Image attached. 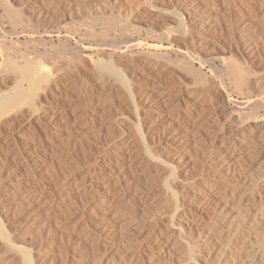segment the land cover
Segmentation results:
<instances>
[{
  "label": "bare ground",
  "instance_id": "1",
  "mask_svg": "<svg viewBox=\"0 0 264 264\" xmlns=\"http://www.w3.org/2000/svg\"><path fill=\"white\" fill-rule=\"evenodd\" d=\"M85 1L87 0H50L51 4L49 6H51V8H53L55 11L57 9V13L61 12V11H58V9L61 10L62 7H64V9H62V12H61L62 15L59 14L61 16H64L63 17V19H65L64 23L66 22L65 24L63 23L64 24L63 29H65V32H66L64 37L71 38V36L73 35H70L69 33L73 32L76 35L86 36L90 40V42L89 44L87 43L80 44V43H77L78 40H76L75 41L76 44L74 46L70 45L71 48L73 49L72 53L74 55L72 54L65 58L61 57L62 59H60V57L56 55L55 53H52V54L50 53L51 56L49 57H52V55H53L52 59L53 58L57 59L59 57L57 60L58 64L53 63V65H56V68L59 66V63H62L64 65H73L75 60L81 61L79 59H83V62L88 61V64L86 67H88V65L89 67L91 66L92 69L91 68H88V69L90 70V72H93L92 75H94L95 77L94 79H96L97 83L100 86L105 88L108 92H111L112 95L106 96L107 93L105 96L103 94L96 95L92 97L91 99H89L90 100L89 103L87 102V104L85 105L82 104L83 105L82 106L80 103L77 102L78 100L76 101L75 99L74 91L76 90L77 83L74 81L76 83L75 84L73 80H68L69 78L64 79L63 77H61L62 75L58 74L60 68L56 70L54 67V71H50V69L48 70L46 68V65L48 64H45L44 62H42V60L44 59V56H47L45 55L46 53L43 50L37 52L34 56L33 55L30 56V54H27V53H22L21 51V54L19 56L15 55L16 58H14L15 56L14 57L10 56L11 53L10 54L7 53V49L9 48V46L4 40V38L2 40L1 39L2 37H1L0 38V158L4 159V161L7 160L13 163L14 161H17V158H19L22 155H25L24 157L29 159V160H26L28 162L30 161L32 162L33 160H36L34 153L40 150L42 146H44L43 142L45 140L50 139L48 141H52V139H54L55 141V138H58L59 135L65 136L64 133L68 131L71 132L72 130L73 131L81 130L82 127L85 126V124L89 123L88 121L92 120L91 118H96L98 113H100V115L106 114L104 112L106 108H110L109 104H110V101L112 100L111 99L108 103V100H109L108 98H114L113 94H115L116 104L113 102L112 103H113V107L114 105H116L115 109L119 112H117L116 110H115L116 112L113 111L114 113L112 115L110 114L108 118L104 117L103 119H101L98 125L100 128H103L104 130L105 128L111 129L114 127L119 129V135L117 137L118 141H116L117 142L116 144L113 142V144L117 146L116 148L117 150L116 151L114 150V152H110L111 154L107 156L108 158L105 160V163L101 166L99 172L98 173L96 172L97 174H93L94 172L89 173L90 171H87L88 175L87 176L85 175L84 177L85 180H83L82 184L77 186L78 191L85 192L86 190H88L90 193L89 199L93 202L92 209H91V212H92L91 213L92 214L91 225L92 226L91 225L89 226L88 221H87L85 225H88L89 228L86 231L89 233V235L90 233L93 234L94 241L98 243V244L96 243L97 245H101V244L105 245V252L103 253L101 251L102 252L101 253L99 249H97L98 251L97 250L96 251L98 253L94 254L93 252L92 254L94 255L91 254L89 258V255L84 253L85 250L84 252L82 250L81 252L80 251L78 252L77 249H76L77 251L67 250L65 252L63 251L64 253L61 254V257L59 258L54 257L50 259V256L48 257L49 254H46V252L43 251L44 249H41L40 247L37 248L38 246L37 247L35 246V244L37 243H34V246L30 244V242H28L29 239L28 240L25 239V236L24 238L17 237L19 240L17 238L12 239L9 233L7 232L8 230H6V228L8 227L4 226V222H3L4 220L2 221V219H0V244L3 246V250L0 251V264H59V263L61 264H264V163H262V166H260L261 165L260 164L259 168L255 169L254 171L251 170L250 167L244 165V161L246 160L245 156L238 154L236 152V147H235L236 145L237 146L239 145V144H236V141L238 137H241L240 136L241 134L242 135L245 134V132H247L249 129L251 130V128L253 127L259 130L260 128L264 127V113L262 114L258 112V109H263L264 111V68L261 73L255 72L253 68H251V65H249V63L246 64L245 62H241L240 61L241 58L239 59V57L234 56L232 52H230L232 53V56L231 54H228L227 56L226 55L227 53L224 54V52L221 54V57L219 56L220 59L222 60L223 67H225L226 69L225 75L227 74V76L230 77V79L233 82V86L235 85L234 86L235 89H237L239 91V94L242 96V98H244L242 101L237 102L238 103L237 107L233 104L234 99L227 85L225 84L226 81L224 83L222 82L224 81L222 79L219 82L218 81L219 79L217 80L214 78H210L211 77L210 75L212 74H210L209 75L210 77L209 78L207 77L206 79L201 68L195 67L194 65L195 62H194V57H193V55L195 54H192L190 50H184L182 48L178 49V52L182 54L181 63H183V65H180L181 67L179 70L186 72L187 75L189 73L193 74V76L196 79L194 82L191 83L193 85H189L188 87L186 84L187 88H184L182 86H181L182 88L180 87L181 85L180 83H183V81L185 80L184 78L185 76H183L184 80L182 81V78L180 77L181 75L177 77V79L180 77L179 80L182 81V82H179L180 89L178 91H175L173 90V88H170L172 87V85L177 84L178 80H176L177 83L175 84L174 82L173 84L171 83L172 85L169 87L165 85L166 83H164L165 87L164 86L157 87V86H151L156 81L152 83L151 85H149L150 83L148 84L147 82L148 79H146L147 81L143 79L145 82L144 81L139 82L138 81L139 75L137 76L138 79L136 81L132 78L133 77L132 75L134 73L136 74L137 72L136 69L139 68L138 67L139 64H136V63H141L140 58L151 59V62H153L154 65H157L163 60L167 63L169 62L168 59L172 61V59L169 58L170 56L165 55L166 51L163 52L164 54H162V52L160 54V52L158 51V49H161V50L163 48L169 49V47H163V45H159V44H150L146 42V40H143V39H140L134 36L135 31L136 32L141 31L139 28L140 27L142 28L143 24H146L148 27L150 26L148 25L147 18L150 19V17H153V16L155 18L156 16L158 18V21L160 20L161 22L160 21L159 22L162 25L164 24V26L165 25L168 26L167 23H169L170 21L175 22L174 24H176V28L178 27V29L175 30L174 28L171 27L172 30L174 29L176 31L174 33H183L182 34L183 36H184V33H187V31L190 28V27L188 28L189 26L188 23L190 21L191 22L195 21L196 24L199 26H205L207 23H210L214 19L216 20L218 15H220L219 12H221L222 10H223L222 14L230 13L233 11H235V13L236 11L243 12V13L239 12L240 14H243L242 16L237 15L239 16L238 17L239 22L241 23L243 22V24H244V20L247 18L251 20L253 19L254 21L259 19V21L263 22L262 24H264V0H176V1L173 0L174 3H176V5L178 4V6L175 5L174 7L175 9H171L172 7L170 8V6L167 7L168 5H170V4L167 5V2L171 0H95V1L93 0L94 3L93 2L91 3L88 0L89 1L87 2L88 5L85 4V6L87 5L89 7L88 8L86 6L87 11L85 10V8H82V6H84L83 3H85ZM173 1H172V4H173ZM0 3L1 5L2 4L4 5L5 13L8 16L7 18L10 19L11 24H14L17 26V24L19 25L20 23H22L25 26V24L28 23L27 20H26L27 23H25L26 21L23 22L25 20L23 17H25L26 15L24 16L23 12L21 13V10H19L17 7L15 8L12 5H10L11 3L9 2V0H0ZM165 3L167 6L165 5ZM80 4H83V5L81 6ZM78 7H80V9H84L85 12L79 11ZM133 9H135V11L137 10L138 15L136 14L132 15ZM54 10L53 12H55ZM35 14H33V16ZM39 14H37L38 15L37 17H39ZM194 15L195 17H192ZM59 19L57 20L59 21ZM249 19H248V22L250 21ZM136 21L137 22L139 21L138 24ZM125 22H128V23L131 22L132 30L131 29L129 30L133 32L132 33L130 31L131 33H129V35L125 33L127 36H129V41H128L129 45L125 47L137 46V47L142 48L146 46L145 50L141 51L143 49L142 48L140 50L141 52L138 51L139 53L136 52V54L135 53L130 54L129 52L126 51V49H124V45L121 44L123 42L121 41V37L122 36L124 37V31L127 32V29H126L127 24L125 25ZM172 22H170L171 25H173ZM225 22L228 23L227 21ZM252 24L254 23L252 22ZM212 25L214 24H211V26ZM60 28L61 26L58 27V29ZM12 30H13V27H12ZM172 30L170 29L167 31L166 29V31L161 32V34L164 36L167 35L168 38H170L171 36L174 37L173 32H171ZM13 32L15 34V29ZM4 33L5 31L3 32V34ZM17 33H19V31ZM14 34H11V36ZM57 35L61 36L58 33ZM28 37L33 38L34 36L30 34L28 35ZM156 37L157 38L159 37L158 34L156 35ZM158 39L162 41V39L160 38ZM36 40L37 39H35L33 42H35ZM18 41L19 40L12 41V43L17 42V46H18ZM198 42L200 43V41ZM35 43L33 44V46L36 45ZM59 43L62 44V48L63 46L69 47V45L66 42L63 43L60 41ZM220 43L221 42H219V44ZM24 46H26V44ZM52 46L55 47L58 45L52 42L51 47ZM183 46H187V45H183ZM249 46H252V44L251 45L249 44ZM109 47L113 48V52L107 53V48ZM225 48L226 47H224V49ZM59 49L57 48L56 53L58 52ZM35 50L36 49H34V51ZM157 51L159 53H157ZM214 51H215V48H214ZM60 53L62 54L63 52H60ZM54 54H55V57H54ZM126 55H129L130 57L126 58L127 57ZM56 56L58 57L56 58ZM124 57L127 59V61L128 60H131V61L129 63L124 62ZM161 57H164V58L162 59ZM208 57H210V55ZM244 58H245V55H244ZM49 59L50 61H52L51 58ZM17 60L21 61V63L20 62L16 63ZM243 60L245 61V59ZM179 62L180 61H178L177 63L176 61L175 63L176 66L172 64L173 61L172 63L171 62L169 63L174 65V67L178 66L179 68V65H178L180 64ZM62 64H61V67H64V65ZM81 64L82 62L80 63V65ZM71 67L73 66H70V69ZM152 71L153 70H151V72ZM84 74L82 73V75ZM188 76L190 77V75ZM139 77H141L140 79L141 81H142V78H144L141 75ZM185 83H186V80H185ZM160 84L157 83V85H160ZM177 87H178V84H177ZM90 88H91V85H90ZM41 94H45L48 100L44 102L43 101L41 102V100L39 101ZM108 95H110V93ZM126 99L130 100L132 107L135 109V112H137L138 114V119L136 121L134 120L135 122H133L136 127V129L134 128L133 129L137 131V137L133 136L135 134L130 135L129 133H127V131L124 130L125 125L123 126V123H124L125 115L122 109L124 108V102H126ZM129 100H128V103H129ZM151 101L153 103L155 102V104H153V106L154 105L155 106L153 107L152 111L147 114V117L142 118L139 115L140 107L143 106L144 103L145 104L148 103L149 105ZM150 105L149 107H152ZM246 108H248V110L250 108L252 110L251 113H248V111L245 110ZM108 110L110 111V109ZM12 113H13V116H11ZM7 115H10L12 118L4 122L5 119L4 121L2 119ZM100 117L98 118L100 119ZM35 118L39 120L38 122L39 125H36L37 122H35L36 121ZM34 119H35L34 121L35 123L33 124ZM210 120L211 122L217 123L216 125H219V127L216 128L217 131L215 130L216 132L214 133L213 137H216L215 134L219 137L223 135L221 136L222 140L220 139L221 141L217 145V147L215 146L217 142L215 144L213 143L214 145L213 147L210 146L211 148L208 151V153L205 156L203 154L202 157L204 158L199 160L198 163H196L193 160H191V158L195 156L191 157L190 155L191 157L190 158L187 155L186 151L188 150L186 149H188L187 146L192 141V139H193V143H195L194 140L197 139L196 138L197 136L198 138H201V139L205 138V136L202 134H205L204 132L205 126L207 127L206 133L209 131L208 128L210 127L207 126L206 124L208 123H209L208 125L212 124ZM100 128H99V132H100ZM212 128L213 127H211L210 129ZM201 135L202 137L204 136V138H202ZM208 137L210 136L208 135ZM135 138H137L138 140L137 145L135 143V140H136ZM244 139H247V137H244ZM225 140L230 145L224 146L223 143H226ZM62 141L63 140H61V142ZM106 141H109V140L107 139ZM201 141L202 140H200L199 142ZM103 142L105 143V141ZM65 143L67 144V142ZM238 143H240V141ZM197 144L200 145V143L198 142ZM109 146H111L110 143H109ZM248 146H249V143H248ZM257 148L259 149V147ZM263 148L264 147H261V149ZM193 149H194L193 151L197 150V148L196 149L193 148ZM50 150L52 149L50 148ZM66 151H67V148H66ZM91 151L92 150H90V152ZM216 151L218 153H216ZM94 153H97V152L95 151ZM99 153H101V151ZM255 157H257L256 154H255ZM197 159L195 160L198 161ZM261 160L263 161V159ZM41 166L43 165H40L38 167H41ZM195 167L198 168V172H197V169L196 171L194 170L195 172H197L196 175L191 174V172L192 173L194 172L191 169H194ZM3 177L5 178V175L2 176V178ZM12 179L14 180V177H12ZM19 181H21V179ZM89 185H93V186L89 188ZM148 186L151 187L150 188L151 190L154 189V191H151L154 193L153 197H155L156 195L159 197V199L157 198L158 199L157 201H154V202L147 201L149 204L146 202L147 199L145 198V197H148V195L144 196L146 189L147 188L149 189ZM146 194L148 193L146 192ZM6 195L7 193L5 194V197ZM51 197L52 196H50V202L48 203H51ZM68 197L70 198V196ZM79 198H80V195H79ZM48 199L49 198H47V201H49ZM81 199L83 200V197ZM151 200H153V198ZM47 201L41 202V203L45 205ZM42 204H40V206ZM52 204L49 206L53 207ZM5 205L6 207H9V208L11 206V205L7 206V204ZM101 208L104 209L103 211L104 214L103 212H101L103 214L102 216L100 215ZM22 209L24 210V207ZM32 209L31 211L33 212ZM17 212L19 213L18 208H17ZM17 212H15V214ZM5 214H2V215H5ZM11 214H14V213H11ZM207 214H210V215H207ZM44 215L45 214H43L41 219L44 217ZM29 216H30V213H29ZM27 217H28V214H27ZM12 218H14V216H12ZM26 220L28 221V219ZM33 220L34 218L32 219V221ZM62 221H65V220H62ZM45 222L43 221V224ZM118 222H120V224L124 223V230H127L128 225H130L131 227L129 228L130 233L132 232L131 233L132 235L130 234L131 237L127 238L128 237L127 234H125L127 237L124 236L123 232L121 231V227L123 226L120 227L119 231L116 229L115 225ZM85 225L82 228L80 227L81 228L80 233H82V231H85V228L87 227ZM39 228L41 227L39 226ZM56 228H55V231L59 230V229L56 230ZM71 228H73V226ZM12 230L14 231V229ZM47 230L49 229H46V231ZM38 233H41V232H38ZM49 233H51V231ZM10 234H11V231H10ZM53 234L55 233L53 232ZM63 234L65 235V233H62V235ZM66 235L69 236L67 233ZM41 238L40 240H42ZM63 240L65 239L63 238ZM80 241H82L81 238H79V242L77 239V242L82 245ZM90 244H91L90 246H92L94 243L93 244L90 243ZM58 247L60 249V246ZM73 247H75V244ZM51 257L53 256L51 255Z\"/></svg>",
  "mask_w": 264,
  "mask_h": 264
},
{
  "label": "rangeland",
  "instance_id": "2",
  "mask_svg": "<svg viewBox=\"0 0 264 264\" xmlns=\"http://www.w3.org/2000/svg\"><path fill=\"white\" fill-rule=\"evenodd\" d=\"M91 3L93 2V0L91 1V0H89ZM88 0L87 1H85V3H83L84 4V6H82L83 4H80L81 6H82V8H85V10L87 11V8H86V6L88 5L87 4V2H89ZM95 1V0H94ZM172 1L173 0H171V1H168L167 2V5L168 4H170V5H166V3H165V5L167 6V7H169L170 6V8L171 9H175L174 7H175V5H176V3H174V1H176V0H174L173 1V4H172ZM9 2L11 3L10 5H12L13 7H17L19 10H21V13L23 12V15L25 16V17H23L25 20L23 21V22H25L26 20L28 21V23H27V21L25 22V23H27V24H25V26H24V24H22V23H20V24H22V25H18L17 24V26L16 25H14V24H11V21H10V19L9 18H7L8 16H7V14L5 13V7H4V5L2 4L1 5V3H0V20H2V21H0V26H2V27H0V38L3 40V38H4V40L6 41V43L8 44V46H9V48L7 49V53H11V57H14L15 55L16 56H19L20 54H21V51H22V53H27V54H30V56H34L37 52H39V51H44L46 54L45 55H47V56H44V59L42 60V62H44L45 64H48V65H46V68L49 70L50 69V71H54V67H55V69L56 70H58V68H60L59 69V72H58V74L59 75H62L61 77H63L64 79H66V78H69L68 80H73V82L76 84V90L74 91L75 92V99H76V101L78 102V103H80L81 105L82 104H87V102L89 103L90 102V100L89 99H91L92 97H94V96H96V95H106V93H107V95L106 96H111L112 94H111V92H108L105 88H103L102 86H100L98 83H97V81H96V79H94L95 77H94V75H92V73L93 72H90V70L88 69V68H91V66L89 67V65H88V67H86L87 66V64H88V61H84L83 62V59H79V60H81V61H78V63H77V61L75 60V62H74V64L73 65H64V64H62V63H59V66L56 68V65H53V63L54 64H58L57 63V60H58V58L60 57V59H62L61 57H67V56H70V55H72L73 53V49L71 48V46L70 45H72V46H74L75 44H76V40H78L77 41V43H80V44H82V43H87V44H89V42H90V40L86 37V36H80V35H76V34H74L73 32H71V33H69L70 35H73V36H71V38L70 37H64V35L66 34V32H65V29H63V25L66 23H64V21H65V19H63V17L64 16H61L62 15V9H64V7H62V9L60 10V9H58V11H61V12H58L57 13V9H56V11L53 9V8H51V6H49L51 3H50V0H9ZM169 2H171V3H169ZM49 3V4H48ZM90 3V4H91ZM94 3V2H93ZM18 4H20V5H18ZM85 4H87L86 6H85ZM79 5V6H80ZM18 6H20V7H18ZM38 6V7H37ZM90 6V5H89ZM176 6H178V4L176 5ZM47 7V8H46ZM50 7V8H49ZM88 7V6H87ZM4 8V9H3ZM39 8V9H38ZM54 8H56V7H54ZM89 8V7H88ZM169 8V9H170ZM44 9V10H43ZM55 11V12H53V10ZM38 10V11H37ZM41 10V11H40ZM46 10V11H45ZM47 10H48V12H47ZM78 10L79 11H81V12H85V10L84 9H80V7H78ZM82 10H84V11H82ZM35 11V12H34ZM33 12V13H32ZM53 12V13H52ZM222 12H223V10L221 11V12H219V14L220 15H218V17L216 18V20L214 19L213 21H211L210 23H207L205 26H199V25H197L196 24V22L195 21H190L188 24H189V26H188V28H189V30L187 31V33H184V36L182 35L183 33H174V32H176L175 30H177L178 29V27L176 28V24H174L175 22H172V21H170V22H172L173 23V25H171V23L169 22V23H167V25L170 27H168V26H164V24L162 25L159 21H158V18L155 16V18H154V16L153 17H150V19L149 18H147L148 20V25H150V26H152V27H148L146 24H143L142 25V28L140 27L139 29L141 30V31H135L134 32V36L135 37H137V38H140V39H143V40H146V42H148V43H150V44H159V45H163V47H169V49H158V51L160 52V54H161V52H162V54H164L163 52H165V55L166 56H170L169 58H171L172 59V61H173V63H172V61H170V59H168L169 60V62H171L172 64H174L175 65V63H176V61H177V63H178V61H180L179 63L180 64H178L179 65V68H178V66L177 67H174V65H172L171 63H167V62H165L164 60V62L163 61H159L160 63H158L157 65H154V63L153 62H151V59H147V58H140V61H141V63H136V64H139L138 65V67L140 68H138V69H136L137 70V72H136V74L134 73H131V74H133L132 76V78L136 81L138 78V81L139 82H143L144 80H146V79H148V84L149 85H151L152 83H154L155 81V83L154 84H152L151 86H160V87H165V85H167L168 87L169 86H171L172 84H173V82H174V84L175 83H177V81L176 80H178V87H177V84H175V85H172V87H170V88H173V90H175V91H178L180 88H179V82H182L184 79H183V76H185L184 78H185V80H186V83H185V80L183 81V83H184V85H183V83H180L181 85H180V87L182 86V87H184V88H187V86L189 87V85H193V84H191L192 82H194L196 79H195V77L193 76V74H188V75H190V77H191V75H192V77L190 78L188 75H187V73L186 72H184V71H181V70H179L180 69V65H183V63H181L182 61H181V57H182V54L181 53H179L178 52V49L180 48H182V49H184V50H190V52H192V54H195V55H193V57H194V65H195V67L196 68H201V70H202V72H203V74H204V76H205V78L207 79V77L209 78L210 76V78H214V79H219L218 81L220 82L221 81V79L222 80H224V81H222V82H224L225 83V81H226V85H227V87H228V89H229V91H230V93H231V95H232V97H233V99L235 100H233V104L237 107L238 106V101H242L244 98H242V96L239 94V91L237 90V89H235V85L233 86V82H232V80L230 79V77H228L227 76V74L225 75V67H223V63H222V60L220 59V57H221V54L224 52V54L225 53H227L226 55L228 56V54H231V56H232V53H233V55L234 56H237V57H239V59L241 58V62H245L246 64H248L249 63V65H251V68H253V70L255 71V72H259V73H261L262 71H263V68H264V60H263V58H264V24H262L263 22H260L259 21V19H257L258 20V22H257V20H251V19H249V18H247V19H245L244 20V24H243V22L241 23V22H239V16L241 15H243V14H240V13H243V12H238V11H236V13H235V11H233V12H230V13H223L222 14ZM225 12V11H224ZM2 13V14H1ZM29 13V14H28ZM31 13V14H30ZM36 13V14H35ZM40 13V14H39ZM42 13V14H41ZM234 13V14H233ZM33 14H35L34 16H33ZM37 14H39V17H37L38 15ZM50 14H51V16H50ZM54 16H53V15ZM58 14V15H57ZM59 14H61V15H59ZM138 15L137 14V10L135 11V9H133V13H132V15ZM225 14V15H224ZM251 14V13H250ZM207 15H208V13H207ZM237 15H239V16H237ZM1 16H3V17H1ZM30 16V17H29ZM34 18H32V17ZM42 16V17H41ZM62 18H61V17ZM231 16V17H230ZM236 16V17H235ZM27 17V18H26ZM192 17H195V15L194 16H192ZM221 17V18H220ZM230 17V18H229ZM2 18V19H1ZM36 18V19H35ZM38 18V19H37ZM43 20H42V19ZM59 18H61V19H59ZM230 19V21H229V19ZM234 18V19H233ZM40 19V20H39ZM54 19H55V21H54ZM57 19H59V21L57 20ZM194 19V18H193ZM220 19V20H219ZM225 19V20H224ZM248 19L251 21H249L248 22ZM30 20V21H29ZM32 20V21H31ZM33 20H34V22H33ZM38 20H39V22H38ZM61 20V21H60ZM219 20V21H218ZM232 20V21H231ZM8 21V22H7ZM41 21V22H40ZM44 21H46V22H44ZM57 21V22H56ZM63 21V22H62ZM67 21V20H66ZM225 21H227L228 23H226ZM238 21V22H237ZM3 22V23H2ZM10 22V23H9ZM49 22V23H48ZM54 22H55V24H54ZM137 22V21H136ZM139 22V21H138ZM138 22H137V24H138ZM252 22L254 23V24H252ZM30 23H32V24H30ZM37 23V24H36ZM41 25H40V24ZM62 25H61V24ZM64 23V24H63ZM231 23H233V24H231ZM259 24V25H257V24ZM2 24V25H1ZM59 24V25H58ZM127 24V25H126ZM195 24V25H194ZM211 24H214V25H212L211 26ZM246 24V25H245ZM251 24V25H250ZM13 25V26H12ZM26 25H28L29 26V28H28V26H26ZM33 27H32V26ZM34 25H36V26H34ZM125 25L127 26V32H125L124 31V37L122 36L121 37V41H123L121 44H123L124 45V49H126V51L127 52H129L130 54L132 53V54H136V52L137 53H139V52H141V51H143V50H145V47L146 46H144V47H137V46H130V47H125V46H128L129 45V36H127L125 33H127L128 35H129V33H131L132 31V27H131V22H125ZM171 25V26H170ZM227 25V26H226ZM229 25V26H228ZM242 25V26H241ZM253 25V26H252ZM23 26V27H22ZM44 26V27H43ZM48 26V27H47ZM57 26V27H56ZM59 26H61V28L60 29H58V27ZM132 26H133V24H132ZM192 26V27H191ZM195 26V27H194ZM232 26V27H231ZM255 26V27H254ZM12 27H13V30H12ZM15 27V28H14ZM25 27V28H24ZM27 27V28H26ZM144 27V28H143ZM146 27H148V28H146ZM159 27V28H158ZM174 28L173 30H172V28ZM199 27V28H198ZM204 27V28H203ZM208 27V28H207ZM214 27V28H213ZM251 27V28H250ZM261 27V28H260ZM2 28V29H1ZM21 28V29H20ZM31 28V29H30ZM33 28V29H32ZM56 28V29H55ZM149 28H150V30H149ZM192 28V29H191ZM207 28V29H206ZM219 28V29H218ZM230 28V29H229ZM237 28V29H236ZM240 28V29H239ZM257 28V29H256ZM4 29V30H3ZM7 29V30H6ZM14 29H15V34H14ZM36 29V30H35ZM129 29H131V30H129ZM138 29V30H139ZM147 29V30H146ZM166 29H167V31L168 30H172L171 32H173V36L174 37H170L171 38V40H170V38H168V36L167 35H162L161 34V32H163V31H166ZM223 29H225V30H223ZM2 30H3V32L5 31V33L3 34V32H2ZM38 30V31H37ZM153 30V31H152ZM157 30V31H156ZM162 30V31H161ZM192 30V31H191ZM198 30V31H197ZM244 30H246V31H244ZM258 30H260V31H258ZM262 30V31H261ZM12 31V32H11ZM19 31V33L21 34H19V33H17ZM57 31H59V32H57ZM129 31V32H128ZM131 31V32H130ZM227 31V32H226ZM233 31V32H232ZM242 31H243V33H242ZM257 31V32H256ZM8 32V33H7ZM27 32V33H26ZM35 32V33H34ZM146 32V33H145ZM152 32H153V34H152ZM178 32V31H177ZM206 32V33H205ZM263 32V33H262ZM10 33V34H9ZM38 33V34H37ZM57 33L58 34H60L61 36H59V35H57ZM64 33V34H63ZM133 33V32H132ZM211 33V34H210ZM217 33V34H216ZM225 33V34H224ZM228 33V34H227ZM244 33H248L247 34V36H246V34H244ZM11 34H14V35H12L11 36ZM20 36H19V35ZM33 35L34 37L33 38H29L28 37V35ZM158 34V38H160V39H162V41L161 40H159L157 37H156V35ZM176 34V35H175ZM186 34V35H185ZM242 34V35H241ZM2 35V36H1ZM126 35V36H125ZM193 35V36H192ZM207 35V36H206ZM216 37H215V36ZM231 35V36H230ZM261 37H260V36ZM11 36V37H10ZM24 36V37H23ZM42 36V37H41ZM52 36V37H51ZM63 36V37H62ZM195 36V37H194ZM19 37V38H18ZM75 37V38H74ZM85 37V38H84ZM144 37V38H143ZM146 37V38H145ZM148 37V38H147ZM153 37V38H152ZM244 37V38H243ZM10 38H12V39H10ZM43 38V39H42ZM81 40H80V39ZM197 38V39H196ZM24 39H25V41H24ZM32 39H37L35 42H33L34 40H32ZM67 39V40H66ZM128 39V40H127ZM167 39V40H166ZM183 39V40H182ZM202 39V40H201ZM205 39V40H204ZM251 39H252V41H251ZM259 39V40H258ZM11 40V41H10ZM17 40H19L18 41V46H17V42L16 43H12V41H17ZM23 40V41H22ZM43 40V41H42ZM64 40H65V42L69 45V47L68 46H63V48H62V44L61 43H59L60 41L61 42H63V43H65L64 42ZM80 40V41H79ZM88 40V41H87ZM168 40H170V41H168ZM197 40V41H196ZM210 40V41H209ZM257 40V41H256ZM54 42V43H56L58 46H52V47H54V48H52L51 47V44H52V42ZM127 41V42H126ZM151 41V42H150ZM198 41H200V43L198 42ZM217 41V42H216ZM11 42V43H10ZM28 42V43H27ZM33 42V43H32ZM46 42V43H45ZM181 42H183V43H181ZM195 42V43H194ZM207 42V43H206ZM215 42H216V44H215ZM219 42H221L220 44H219ZM248 42H250V43H248ZM253 42V43H252ZM262 42V43H261ZM20 43V44H19ZM23 43V44H22ZM30 43H31V45H30ZM36 44L35 46H33V44ZM172 43V44H171ZM178 43H180V44H178ZM187 43V44H186ZM233 43V44H232ZM26 44V46H24ZM40 44V45H39ZM187 45V46H183V45ZM248 44V45H247ZM249 44L251 45L252 44V46H249ZM42 45V46H41ZM44 45V46H43ZM47 47H46V46ZM213 45V46H212ZM225 45V46H224ZM28 46V47H27ZM198 46V47H197ZM219 46V47H218ZM249 46V47H248ZM256 46V47H255ZM262 46V47H261ZM17 47V48H16ZM34 47V48H33ZM171 47V48H170ZM205 47H207V48H205ZM212 48V50H211V48ZM224 47H226L225 49H224ZM232 47V48H231ZM255 47V48H254ZM45 50H44V49ZM52 48V49H51ZM57 48L59 49L58 50V52H59V54H58V52L56 53V51H57ZM176 50H175V49ZM190 48V49H189ZM200 48V49H199ZM214 48H215V51H214ZM34 49H36L35 51H34ZM39 49V50H38ZM142 49V50H141ZM193 49V50H192ZM210 49V50H209ZM220 49V50H219ZM231 49V50H230ZM32 50V51H31ZM67 50V51H66ZM72 50V51H71ZM141 50V51H140ZM146 50H147V48H146ZM169 50V51H168ZM66 51V52H65ZM139 51V52H138ZM157 51V53H159ZM175 51V52H174ZM222 51V52H221ZM47 52H48V54H47ZM60 52H63L62 54L60 53ZM65 52V53H64ZM111 52H113V48L112 47H109V48H107V53H111ZM200 52H202V53H200ZM205 52V53H204ZM215 52V53H214ZM217 52V53H216ZM220 52V53H219ZM229 52V53H228ZM230 52H232V53H230ZM50 53L52 54V53H55L56 55H58V56H56V58L57 59H55V58H53L52 59V57H53V55H52V57H49V56H51L50 55ZM211 53V54H210ZM239 53V54H238ZM55 54H54V57H55ZM159 54V55H160ZM202 54V55H201ZM204 54V55H203ZM210 55V57H208V56H206V55ZM258 54V55H257ZM261 54V55H260ZM74 55V54H73ZM198 55H200V56H198ZM244 55H245V58H244ZM16 56L14 57V58H16ZM127 56V57H126ZM125 57L126 58H129L130 56L129 55H126ZM163 56V55H162ZM176 56V57H175ZM220 56V57H219ZM230 56V55H229ZM256 56V57H255ZM263 56V57H262ZM51 58L52 59V61H50V59L49 58ZM124 57V62H127V63H129L131 60H128L127 61V59ZM179 57V58H178ZM219 59H218V58ZM47 60H46V59ZM162 59L164 58V57H161ZM175 60H174V59ZM178 58V59H177ZM198 58V59H197ZM56 61H55V60ZM180 59V60H179ZM243 59H245V61L243 60ZM251 59H252V61H251ZM263 61H262V60ZM16 60V59H15ZM202 60V61H201ZM254 60V61H253ZM48 63H47V62ZM50 61V62H49ZM199 61V62H198ZM203 63H201V62ZM205 61V62H204ZM248 61V62H247ZM260 61V62H259ZM21 63V61H19V60H17V62L16 63ZM82 62V64L80 65V63ZM86 62V63H85ZM144 62V63H143ZM263 62V63H262ZM168 65H167V64ZM51 64H52V66H51ZM61 64L62 65H64V67H61ZM135 64V65H136ZM166 64V65H165ZM171 64V65H170ZM202 64V65H201ZM221 64V65H220ZM75 65H76V67H75ZM80 67H79V66ZM84 65V66H83ZM215 65V66H214ZM261 65H263V66H261ZM50 66V67H49ZM67 66H68V68H67ZM70 66H73V67H75V68H73V67H71V69H70ZM79 68H78V67ZM82 66V67H81ZM146 66V67H145ZM156 66V67H155ZM166 66V67H165ZM176 66V65H175ZM85 67V68H84ZM151 67V68H150ZM153 67V68H152ZM164 67V68H163ZM219 67H221V68H219ZM66 68V69H65ZM83 70H82V69ZM153 70L152 72H151V70ZM216 68V69H215ZM70 69V70H69ZM77 69V70H76ZM92 69V68H91ZM142 69V70H141ZM63 72H62V71ZM148 70V71H147ZM149 70H150V72H149ZM157 70H158V72H157ZM177 70V71H176ZM218 70H219V72H218ZM60 71H61V73H60ZM74 71V72H73ZM82 71V72H81ZM91 71H93V70H91ZM139 71V72H138ZM171 71V72H170ZM79 72V73H78ZM143 72V73H142ZM178 74H177V73ZM205 72V73H204ZM212 72V73H211ZM63 73V74H62ZM67 73V74H66ZM82 73L84 74V75H82ZM89 73V74H88ZM138 73V74H137ZM159 73V74H158ZM162 73V74H161ZM171 73H173V74H171ZM175 73V74H174ZM186 73V74H185ZM66 74V75H65ZM143 74V75H142ZM169 74H171V75H169ZM185 74V75H184ZM210 74H212V75H210ZM72 75V76H71ZM76 75V76H75ZM77 75H78V77H79V79H81V80H79L78 79V77H77ZM81 75V76H80ZM141 75L142 77H144V78H142V81L140 80L141 79V77H139V76ZM157 77V79H156V77ZM165 75V76H164ZM169 75V76H168ZM175 75V76H174ZM181 75V76H180ZM210 75V76H209ZM75 76V77H74ZM85 76V77H84ZM135 76V77H134ZM137 76H138V78H137ZM154 76V77H153ZM159 76H160V78H159ZM168 78H167V77ZM171 76V77H170ZM174 76V77H173ZM178 76H180L181 78H182V81L181 80H179V78L177 79V77ZM219 76H221V77H219ZM223 76V77H222ZM71 77V78H70ZM74 77V78H73ZM77 77V78H76ZM81 77V78H80ZM88 77V78H87ZM145 77H147V78H145ZM219 77V78H218ZM83 78H85V79H83ZM93 80H92V79ZM162 78V79H161ZM165 79V81H164V79ZM75 79V80H74ZM144 79V80H143ZM174 79V80H173ZM77 80V81H76ZM153 80V81H152ZM169 80V81H168ZM170 80H172V81H170ZM191 80V81H190ZM193 80V81H192ZM79 81V82H78ZM80 81H82V82H80ZM87 81H89V82H87ZM150 81V82H149ZM161 83H159V82ZM168 81V82H167ZM94 82V83H93ZM145 82V81H144ZM163 82V83H162ZM93 83V84H92ZM157 83L158 84H160V85H157ZM164 83H166L165 85H164ZM168 83H169V85H168ZM172 83V84H171ZM98 84V85H97ZM186 84H187V86H186ZM230 84V85H229ZM80 85H81V87H80ZM90 85H91V88H90ZM89 86V87H88ZM95 86H96V88H95ZM83 87H84V89H83ZM181 87V88H182ZM234 87V88H233ZM81 88V89H80ZM87 88V89H86ZM183 88V89H184ZM233 89V90H232ZM83 90V91H82ZM89 90V91H88ZM102 90V91H101ZM81 91V92H80ZM88 93H87V92ZM79 92H80V94H79ZM90 92V93H89ZM98 92V93H97ZM96 93V94H95ZM110 93V95H108ZM94 94V95H93ZM125 94V93H124ZM83 95V96H82ZM89 95V96H88ZM92 95V96H91ZM114 95V98H108L109 100H108V103H109V101H110V104H112V105H110L109 104V106H110V108H106V110H105V112L104 113H106V114H104V113H102V114H104V115H100V113H98L97 114V117L96 118H98V117H100V119L98 118V119H96V118H91L92 120L91 121H88L87 123L88 124H85V126L84 127H82V129L81 130H70L71 132H66V133H64L65 134V136L64 135H62L63 136V138H62V136L61 135H59L58 136V138H55V141H54V139H52V141H48V140H50V139H48V140H45L44 142H43V144H44V146H42L41 148H40V150H38L37 152H35L34 153V156L36 157V160H33L32 162L30 161V162H28V161H26V160H29V159H27L26 157H24L25 155H22V156H20L19 158H17V161H14L13 163L12 162H9V161H4V159H1L0 160V171H2V172H0V175H1V177H0V196H1V198H0V219H2V221L4 222V226L5 227H8V228H6V230H8L7 232L9 233V235L11 236V238L12 239H16L17 237L19 238V237H23L24 238V236H25V239H29L28 240V242H30V244H32L33 246H34V243H37V244H35V246L37 247V248H41V249H44L43 251H45L46 252V254H49L48 255V257L50 256V259H52V258H54V257H56V258H59V257H61V254H63L65 251H77L78 250V252L80 251L81 252V250L84 252V250H85V254H88L89 255V258H90V256H91V254L94 252V254L95 253H98L97 251V249H99V251L101 252H105V245L103 244H101V245H97L98 243L97 242H95L94 241V237H93V234L92 233H90V235H89V233L86 231L89 227H88V225H85V223H87V221H88V224H89V226L91 225V218H92V212H91V209H92V205H93V202L89 199L90 198V193H89V191L88 190H86L85 192L84 191H78L77 190V186L78 185H80V184H82L83 183V180H85V175L87 176L88 175V172L87 171H90L89 173H93V174H97L98 172H99V170H100V168H101V166L105 163V160L108 158L107 156L108 155H110L111 153L110 152H114V150L116 151L117 149V146L115 145L117 142L116 141H118V135H119V129H117V128H111V129H109V128H105V130L103 129V128H100L99 127V123H100V120L101 119H103L104 117H106V118H108L109 116H110V114L112 115L114 112L113 111H115L116 109V105H114V107H113V103H115L116 102V95L115 94H113ZM45 96V97H44ZM88 96V97H87ZM242 98V99H241ZM85 99V100H84ZM115 99V100H114ZM236 99H237V101H236ZM41 100V102L43 101H47L48 99H47V97H46V95L45 94H41V96H40V98H39V101ZM88 100V101H87ZM114 100V101H113ZM128 100L129 99H126V102H124V108L122 109L124 112V115L126 116H124V123H123V126H124V130L125 131H127V133H129L130 135H133V134H135V135H133L134 137H137V131H135L134 129H136V127H135V125H134V123L133 122H135L137 119H138V114H137V112H135V109L132 107V105H131V102H130V100H129V103H128ZM113 102V103H112ZM150 103V102H149ZM116 104V103H115ZM151 104V105H150ZM149 105L150 106H152V107H149V105H148V103L147 104H143V106H141L140 107V109H139V115L142 117V118H144V117H147V114L149 113V112H151L152 111V109H153V107L155 106H153V104H155V102L153 103L152 101H151V103H150ZM145 105V106H144ZM83 106V105H82ZM113 107V108H112ZM130 107V108H129ZM149 107V108H148ZM108 109H110V111L108 110ZM108 110V111H107ZM246 111H248V113H251V109L249 108V110H248V108H246L245 109ZM262 110V111H261ZM117 111V110H116ZM115 111V112H116ZM141 111V112H140ZM110 112V113H109ZM112 112V113H111ZM117 112H119V111H117ZM258 112L259 113H264V111H263V109H258ZM109 113V114H108ZM106 115V116H105ZM129 115V116H128ZM11 116H13V113L11 114ZM10 115H7V116H5L2 120L4 121V119H5V121L4 122H6V121H8L9 119H11L12 117H11ZM7 117H9V118H7ZM128 117V118H127ZM6 118H7V120H6ZM131 120H130V119ZM36 119V118H35ZM35 119L33 120V124L35 123V122H37V124L36 125H39V120H37L36 119V121H35ZM95 119V120H94ZM94 120V121H93ZM130 120V121H129ZM133 120V121H132ZM135 120V121H134ZM35 121V122H34ZM127 121V122H126ZM210 122H211V120H210ZM127 123V124H126ZM212 124H210V125H208V124H206L207 126H209L210 128L211 127H213L212 129H210V128H208V134L206 133V131H207V127L205 126L204 127V132H205V134H202V135H204L205 136V138H204V136L202 137V135H201V137L202 138H204V139H201V138H198V136L196 137L197 139H195V140H197V141H195L194 140V142L195 143H193V139H192V141L188 144V149H186V150H188V151H186L187 152V155L190 157V155H191V157L192 156H195V157H190L191 158V160H193L194 162H196V163H198L199 162V160H201V159H203L204 157H202L203 156V154H204V156L208 153V151L210 150V148L211 147H213V145L217 142V144H215V146L217 147V145L220 143V141L222 140V137L221 136H223V135H221L220 137L219 136H217L216 134H215V136L216 137H213L214 136V133L217 131V127H219V125H216L217 123H215V122H211ZM215 123V124H214ZM130 124V125H129ZM133 126V127H132ZM215 126V127H214ZM88 127V128H87ZM99 128H100V132L101 131H103V132H99ZM132 128V129H131ZM134 128V129H133ZM206 128V129H205ZM103 129V130H102ZM116 129V130H115ZM113 130H115V131H113ZM216 130V131H215ZM264 127H262V128H260V130L259 129H257V128H255V127H253V128H251V130L249 129L247 132H245V134H241L240 136L241 137H238L237 138V141H236V144H239L238 146L236 145L235 147H236V152L238 153V154H240V155H244L245 156V161H244V165L245 166H248V167H250V169L251 170H255V169H257V168H259V165L260 166H262V163H264V148L263 149H261V147H264ZM94 131H95V133H94ZM108 133H107V132ZM110 131V132H109ZM262 131H263V133H262ZM98 132V133H97ZM105 132V133H104ZM71 133H73V134H71ZM100 133V134H99ZM103 133V134H102ZM132 133V134H131ZM248 133V134H247ZM260 133H261V135H260ZM71 136H70V135ZM75 134V135H74ZM94 134V135H93ZM116 134V135H115ZM251 134V135H250ZM96 135H97V137H96ZM109 135V136H108ZM114 135V136H113ZM208 135L210 136V137H208ZM70 138H69V137ZM79 136V137H78ZM87 136V137H86ZM116 136V137H115ZM262 136V137H261ZM66 139H65V138ZM90 137H91V139H90ZM93 137V138H92ZM96 137V138H95ZM103 137V138H102ZM115 139H114V138ZM200 137V136H199ZM243 137V138H242ZM244 137H247V139H244ZM259 137H261V138H259ZM73 140H72V139ZM95 138V139H94ZM113 138V139H112ZM217 138V139H216ZM255 138H257V139H255ZM263 138V139H262ZM56 139H58V140H56ZM87 139V140H86ZM98 139H99V141H98ZM101 139H103V140H101ZM109 140V141H106V140ZM136 140H135V143H136V145H137V138H135ZM198 139H199V141L200 140H202L201 142H199L198 141ZM212 139V140H211ZM216 139V140H215ZM221 139V140H220ZM240 139V140H239ZM244 139V140H243ZM255 139V140H254ZM61 140H63L62 142H61ZM74 140H75V142H74ZM80 140H82V141H80ZM86 140V141H85ZM101 140V141H100ZM206 140V141H205ZM213 140H214V142H213ZM218 140V141H217ZM243 140V141H242ZM262 140V141H261ZM49 143H48V142ZM59 141V142H58ZM87 141H88V143H87ZM103 141H105V143L103 142ZM209 141H211V142H208ZM240 141V143H238ZM259 141V142H258ZM260 141H261V143H260ZM65 142H67V144L65 143ZM71 142H73V143H71ZM99 142V143H98ZM103 142V143H102ZM107 142V143H106ZM110 143V145L114 148H112L111 146H109V143ZM113 142L115 143V144H113ZM197 142L198 143H200V145L199 144H197ZM225 142L227 143H223V145L224 146H228V145H230L226 140H225ZM257 142V143H256ZM60 143V144H59ZM62 143H64V144H66V145H64V144H62ZM102 143V144H101ZM201 143H202V145H201ZM212 145H211V144ZM214 143V144H213ZM248 143H249V146H248ZM259 143V144H258ZM75 144V145H74ZM77 144V145H76ZM91 144V145H90ZM113 144V145H112ZM194 144V145H193ZM246 144V145H245ZM252 144V145H251ZM253 144H255V145H253ZM256 144H257V146H256ZM46 145V146H45ZM56 145V146H55ZM59 145V146H58ZM61 145V146H60ZM103 145V146H102ZM115 145V146H114ZM192 145V146H191ZM197 145V146H196ZM199 145V146H198ZM261 145V146H260ZM2 146V145H1ZM52 146V147H51ZM74 146V147H73ZM93 146V147H92ZM96 146V147H95ZM98 146V147H97ZM102 146V147H101ZM190 146V147H189ZM207 148H206V147ZM209 146V147H208ZM211 146V147H210ZM248 146V147H247ZM252 146V147H251ZM254 146H256V147H254ZM56 147V148H55ZM63 147V148H62ZM107 147H109V148H107ZM204 147V148H203ZM242 147H244V148H242ZM257 147H259V149L257 148ZM50 148L52 149V150H50ZM66 148H67V151H66ZM73 148V149H72ZM107 148V149H106ZM190 148V149H189ZM193 148H197V150H195V151H193L194 149ZM206 148V149H205ZM255 150H254V149ZM57 149V150H56ZM112 149V150H111ZM192 149V150H191ZM200 149V150H199ZM208 149V150H207ZM239 149V150H238ZM245 149H247V150H245ZM43 150V151H42ZM45 150V151H44ZM47 150V151H46ZM62 150H63V152H62ZM90 150H92L91 152H90ZM103 150V151H102ZM104 150H106V151H104ZM243 152H242V151ZM258 150V151H257ZM97 152V153H94V152ZM101 151V153H99ZM109 153H108V152ZM194 153H193V152ZM202 151V152H201ZM204 151V152H203ZM207 151V152H206ZM260 151V152H259ZM42 152V153H41ZM53 152V153H52ZM65 152V153H64ZM107 152V153H106ZM191 154H190V153ZM197 152V153H196ZM215 152V151H214ZM253 152H254V154H253ZM256 152H258V153H256ZM58 153V154H57ZM94 153V154H93ZM189 153V154H188ZM197 155H196V154ZM216 153H218L217 151H216ZM52 154H53V156H52ZM61 154V155H60ZM67 156H66V155ZM98 154V155H97ZM195 154V155H194ZM255 154L257 155V157H255ZM105 155V156H104ZM201 155V156H200ZM252 155V156H251ZM51 156V157H50ZM55 156V157H54ZM90 158H89V157ZM104 156V157H103ZM197 156H199V157H197ZM23 157V158H22ZM75 157V158H74ZM84 157V158H83ZM92 157V158H91ZM98 159H97V158ZM201 157V158H200ZM207 157V156H206ZM251 157V158H250ZM25 158V159H24ZM72 158V159H71ZM194 158V159H193ZM198 158V159H197ZM195 159H197L198 161H196ZM256 159V160H255ZM261 159H263V161L261 160ZM4 162H3V161ZM23 160V161H22ZM40 160V161H39ZM47 160V161H46ZM89 161V163H88V161ZM94 160V161H93ZM259 160V161H258ZM37 161V162H36ZM39 161V162H38ZM54 161V162H53ZM9 164H8V163ZM27 162V163H26ZM84 162H86V163H84ZM260 162V163H259ZM38 163V164H37ZM58 163V164H57ZM19 166H18V165ZM21 164V165H20ZM28 164V165H27ZM33 164V165H32ZM53 164V165H52ZM195 164V163H194ZM193 164V165H194ZM8 165H9V167H8ZM14 165V166H13ZM16 165V166H15ZM25 165V166H24ZM30 165V166H29ZM36 165V166H35ZM40 165H43V166H41V167H38V166H40ZM4 166V167H3ZM7 166V167H6ZM11 166V167H10ZM24 166V167H23ZM60 166V167H59ZM88 166V167H87ZM195 166V165H194ZM193 166V167H194ZM17 167V168H16ZM87 167V168H86ZM252 167V168H251ZM12 168V169H11ZM29 168V169H28ZM11 169V170H10ZM16 169V170H15ZM93 169V170H92ZM196 169H197V172H198V168L197 167H195L194 169H191L192 171H196ZM32 170V171H31ZM66 170V171H65ZM86 170V171H85ZM56 171V172H55ZM92 171V172H91ZM191 172V174H194V175H196L197 174V172ZM18 172V173H17ZM97 172V173H96ZM7 173V174H6ZM11 173V174H10ZM70 173V174H69ZM74 173V174H73ZM87 173V174H86ZM10 176H9V175ZM13 174V175H12ZM31 174V175H30ZM43 174V175H42ZM5 175V178L3 177L2 178V176H4ZM153 175V174H152ZM26 176V177H25ZM76 176V177H75ZM11 177V178H10ZM12 177H14V180L12 179ZM22 177V178H21ZM153 177V176H152ZM78 178V179H77ZM81 178V179H80ZM21 179V181H19ZM33 179V180H32ZM59 179V180H58ZM65 179V180H64ZM2 180H3V182H2ZM7 180V181H6ZM16 180V181H15ZM25 180V181H24ZM81 180V181H80ZM18 181V182H17ZM24 181V182H23ZM30 183H29V182ZM7 183V185H6V183ZM21 182V183H20ZM27 182V183H26ZM37 182V183H36ZM39 182V183H38ZM33 183V184H32ZM64 185H63V184ZM3 185V186H2ZM5 185H6V187H5ZM14 185V186H13ZM57 185V186H56ZM58 185H60V186H58ZM74 185V186H73ZM9 186V187H8ZM11 186V187H10ZM93 185H89V188L90 187H92ZM150 186V185H149ZM148 186V187H149ZM31 187V188H30ZM48 187V188H47ZM13 188V189H12ZM30 188V189H29ZM151 187H149V189L147 188L146 189V191H145V194H144V196L146 195H148V197H145L147 200H146V202L148 201V202H154V201H157L158 199H159V197L156 195L155 197H153L154 196V193L153 192H151V191H154V189L153 190H151L150 189ZM20 189V190H19ZM32 189V190H31ZM53 189V190H52ZM62 189V190H61ZM7 190V191H6ZM12 190V191H11ZM22 190V191H21ZM26 190H28V191H26ZM44 190V191H43ZM50 190H52V191H50ZM66 190V191H65ZM6 191V192H5ZM10 191V192H9ZM21 191V192H20ZM35 191V192H34ZM37 191V192H36ZM58 191H60V192H58ZM68 191V192H67ZM41 192V193H40ZM44 192V193H43ZM47 192V193H46ZM56 192H57V194H56ZM87 192V193H86ZM146 192L148 193V194H146ZM7 193V195H6V197H5V194ZM16 193V194H15ZM19 193V194H18ZM30 193V194H29ZM36 193V194H35ZM69 193H70V195H69ZM151 193V194H150ZM10 194V195H9ZM14 194V195H13ZM24 194V195H23ZM43 196H42V195ZM56 194V195H55ZM60 194V195H59ZM65 194V195H64ZM75 194V195H74ZM79 195H80V198H79ZM82 195V196H81ZM150 195V196H149ZM152 195V196H151ZM34 196V197H33ZM38 196V197H37ZM50 196H52L51 197V203H48V202H50ZM55 196V197H54ZM68 196H70V198L68 197ZM88 196V197H87ZM21 197V198H20ZM29 197V198H28ZM67 197V198H66ZM75 197H77V198H75ZM83 197V200L81 199ZM15 198V199H14ZM19 198H20V200H19ZM40 198V199H39ZM47 198H49L48 200L49 201H47ZM55 198V199H54ZM62 198V199H61ZM153 198V200H151ZM158 198V199H157ZM8 201H7V200ZM22 199V200H21ZM59 199V200H58ZM70 199V200H69ZM74 199V200H73ZM1 200H2V202H1ZM37 200V201H36ZM52 200H53V202H52ZM73 200V201H72ZM78 202H77V201ZM82 200V201H81ZM149 200H151V201H149ZM10 201V202H9ZM23 201V202H22ZM45 201H47L46 202V204L45 205H43L41 202H45ZM55 201V202H54ZM58 201V202H57ZM62 201V202H61ZM75 201V202H74ZM8 202V203H7ZM29 202V203H28ZM31 202V203H30ZM34 202V203H33ZM147 202V203H148ZM10 203V204H9ZM12 203H14V204H12ZM53 203V204H52ZM5 204H7V206H10V208L9 207H6V205ZM21 204H22V206H21ZM28 205V207H27V205ZM31 204V205H30ZM35 204V205H34ZM40 204H42L41 206H40ZM53 205V207H51V206H49V205ZM149 204V203H148ZM18 205H19V207H18ZM24 205V206H23ZM26 205V206H25ZM68 205V206H67ZM78 205V206H77ZM30 206V207H29ZM24 207V210L22 209ZM40 209H39V208ZM50 207V208H49ZM63 209H62V208ZM6 208V209H5ZM17 208L19 209V213L17 212ZM30 208V209H29ZM32 208H34V209H32ZM37 208V209H36ZM42 208V209H41ZM9 209V210H8ZM15 209H16V211H15ZM29 209V210H28ZM31 209L33 210V212L35 213H33L32 211H31ZM50 209V210H49ZM73 209V210H72ZM3 210H4V212H3ZM26 210V211H25ZM45 210H46V212H45ZM3 213H2V212ZM8 211V212H7ZM22 211H23V213H22ZM37 211V212H36ZM39 211V212H38ZM48 211V212H47ZM90 211V212H89ZM104 211V209L103 208H101V211H100V213L101 212H103ZM5 212H6V214H5ZM15 212H17L16 214H15ZM26 212V213H25ZM44 212V213H43ZM11 213H14V214H11ZM29 213H30V216H29ZM48 213H50V214H48ZM59 215H58V214ZM64 213V214H63ZM73 213V214H72ZM83 213V214H82ZM2 214H5V215H2ZM18 214V215H17ZM27 214H28V217H27ZM39 214H40V216H39ZM43 214H45L44 215V217L41 219V217L43 216ZM63 214V215H62ZM69 214V215H68ZM72 214V215H71ZM103 214H104V212H103ZM102 213L100 214L101 216L103 215ZM65 215V216H64ZM207 215H210V214H207ZM4 216V217H3ZM11 216V217H10ZM12 216H14V218H12ZM16 216V217H15ZM36 216H38V217H36ZM60 216V217H59ZM63 216V217H62ZM67 216V217H66ZM88 216H90V217H88ZM10 219H9V218ZM26 217V218H25ZM32 217V218H31ZM47 217V218H46ZM51 217H52V219H51ZM17 218H18V220H17ZM24 218V219H23ZM34 218V220L32 221V219ZM37 218V219H36ZM40 218V219H39ZM58 218V219H57ZM83 218V219H82ZM26 219H28V221L26 220ZM51 219V220H50ZM65 220V221H62V220ZM9 220H11V221H9ZM21 220V221H20ZM40 220V221H39ZM48 220V221H47ZM50 220V221H49ZM57 220V221H56ZM79 220V221H78ZM43 221L45 222L44 224H43ZM52 221H53V223H52ZM89 221H90V223H89ZM20 224H19V223ZM55 222H56V224L57 225H59V226H57L56 224H55ZM62 222V223H61ZM69 222V223H68ZM28 223V224H27ZM76 223V224H75ZM119 223V224H118ZM115 226H116V229L119 231L120 230V227L121 226H123V227H121V231L123 232V234H124V236L125 237H127V238H129V237H131V233H130V229L129 228H131L130 227V225H128V228H127V230H128V232H127V230H124V223H122V224H120V222H118ZM40 224V225H39ZM43 224V225H42ZM25 225V226H24ZM32 225V226H31ZM41 227V228H39V226ZM42 225V226H41ZM87 226L86 228H85V231H82V233H80V229L83 227V226ZM120 225V226H119ZM12 228H11V227ZM18 226V227H17ZM35 226V227H34ZM66 226V227H65ZM73 226V228H71ZM92 226V225H91ZM117 226H118V228H117ZM21 227V228H20ZM28 229H26V228ZM57 227V228H56ZM63 227V228H62ZM81 227V228H80ZM11 228V229H10ZM18 228V229H17ZM25 228V229H24ZM34 228V229H33ZM52 228V229H51ZM55 228H56V230L57 229H59V230H57V231H55ZM65 228V229H64ZM12 229H14V231L12 230ZM44 229V230H43ZM46 229H49V230H47L46 231ZM51 229V230H50ZM54 229V230H53ZM77 229V230H76ZM34 230V231H33ZM53 230V231H52ZM71 230V231H70ZM10 231H11V234H10ZM32 231H33V233H32ZM46 231V232H45ZM51 231V233H49ZM70 233H69V232ZM38 232H41V233H38ZM43 232H45V233H43ZM53 232L56 234H53ZM77 232V233H76ZM90 232V231H89ZM26 233V234H25ZM47 233V234H46ZM62 233H65V235L63 236L62 235ZM66 233L69 235V236H67L66 235ZM45 234V235H44ZM60 234V235H59ZM83 234V235H82ZM125 234H127V236L125 235ZM131 234V235H130ZM22 235V236H21ZM33 235H35V236H33ZM39 235V236H38ZM53 237H52V236ZM62 235V236H61ZM86 235V236H85ZM42 236H44V237H42ZM46 236V237H45ZM59 236V237H58ZM85 236V237H84ZM37 237H38V239H37ZM42 237V238H41ZM63 237L65 240H63V238L61 239V238ZM69 239H68V238ZM72 237V238H71ZM76 237V238H75ZM17 238V239H18ZM30 238H31V240H30ZM34 238V239H33ZM40 238L42 239V240H40ZM58 238V239H57ZM79 238H81L82 239V241H80L81 243H82V245L80 244V243H78L79 242ZM49 239V240H48ZM54 239V240H53ZM71 239H73V240H71ZM77 239H78V242H77ZM19 240V239H18ZM40 240V241H39ZM53 240V241H52ZM61 240V241H60ZM69 240V241H68ZM44 241V242H43ZM65 241V242H64ZM93 241V242H92ZM50 242V243H49ZM64 242V243H63ZM67 242V243H66ZM76 242V243H75ZM48 243V244H47ZM53 243V244H52ZM60 243V244H59ZM63 243V244H62ZM69 243V244H68ZM70 243H71V245H70ZM73 243V244H72ZM90 243H94L92 246H90L91 244ZM97 243V244H96ZM56 244V245H55ZM74 244H75V247H73L74 246ZM80 244V245H79ZM84 244V245H83ZM52 245V246H51ZM66 247H65V246ZM68 245V246H67ZM0 246H2L1 244H0ZM57 246V247H56ZM58 246H60V249H59V247ZM82 246H83V248H82ZM87 246V247H86ZM88 246H90V247H88ZM101 248H100V247ZM47 247V248H46ZM72 247V248H71ZM78 247V248H77ZM86 247V248H85ZM92 247V248H91ZM49 248V249H48ZM67 248V249H66ZM87 248H88V250H87ZM96 248V249H95ZM103 248V249H102ZM77 249V250H76ZM80 249V250H79ZM91 249H93V250H91ZM3 250V246L2 247H0V251H2ZM54 252H53V251ZM56 250V251H55ZM61 250V251H60ZM97 250V251H96ZM50 251V252H49ZM51 251H52V253H51ZM64 251V252H63ZM87 251H88V253H87ZM62 252V253H61ZM99 252V253H100ZM101 252V253H102ZM90 253V254H89ZM94 254H92V255H94ZM51 255L53 256V257H51ZM57 255V256H56ZM59 264H61V263H59Z\"/></svg>",
  "mask_w": 264,
  "mask_h": 264
}]
</instances>
